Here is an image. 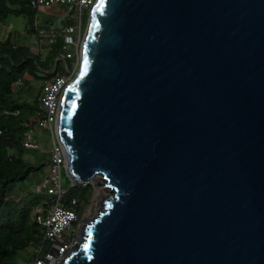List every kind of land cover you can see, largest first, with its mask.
I'll use <instances>...</instances> for the list:
<instances>
[{
    "label": "water",
    "instance_id": "obj_1",
    "mask_svg": "<svg viewBox=\"0 0 264 264\" xmlns=\"http://www.w3.org/2000/svg\"><path fill=\"white\" fill-rule=\"evenodd\" d=\"M57 128L114 190L59 264H264V0H96Z\"/></svg>",
    "mask_w": 264,
    "mask_h": 264
},
{
    "label": "trees",
    "instance_id": "obj_2",
    "mask_svg": "<svg viewBox=\"0 0 264 264\" xmlns=\"http://www.w3.org/2000/svg\"><path fill=\"white\" fill-rule=\"evenodd\" d=\"M20 15L27 19L28 33L38 36V31L45 29L38 25L39 11L30 0H0V24L11 16ZM87 18L88 14L85 25ZM45 30L54 31L53 28ZM55 34V42L45 43L38 51L14 40L12 31L0 39V264H19L21 258L31 261V245L37 244L42 237L35 208L44 196L43 190L15 197L18 184L26 181L33 172L45 169L48 159V153L24 145L28 127L35 125L42 114L39 100L42 86L36 98L30 101L23 95L16 96L14 85L20 79V86L30 82V78L42 80L41 71H46L48 78L66 72L63 61H56L54 66V59L62 54L64 45L63 35ZM75 60L67 59L69 69L74 67ZM27 154L33 160L26 158ZM91 193L92 184H87L74 187L67 198L77 197L84 205Z\"/></svg>",
    "mask_w": 264,
    "mask_h": 264
},
{
    "label": "built area",
    "instance_id": "obj_3",
    "mask_svg": "<svg viewBox=\"0 0 264 264\" xmlns=\"http://www.w3.org/2000/svg\"><path fill=\"white\" fill-rule=\"evenodd\" d=\"M95 1L30 0L31 5L36 7L38 11H44L45 8H52L55 5L72 6V8H75L74 10L79 11V18H75L71 13L62 18L67 23L59 33L64 37V45L62 54L58 56L57 61H63L68 71L51 78L46 76V71L39 73L43 79L41 85L42 95L39 97L42 114L35 125L28 127L24 141V145L27 148H38L39 144L36 142L35 134L36 129L40 128L50 133L53 142L46 161L48 173L41 183L44 196L39 200L35 208L36 219L41 224L42 237L37 244L31 245L32 264H59L67 259L75 246L80 242V234L86 224L84 221L86 214L83 213L84 205L79 203L77 197L67 198L69 190L64 187L62 182V169L66 168L67 160L58 137L57 125L62 95L70 82V79L64 76V74L70 72V69L67 67V59L74 58L75 52L79 51L80 61L81 31L79 32L78 39L74 35L78 30V26L80 27L83 21V11L85 9L90 10ZM38 32V36H35L33 41V44L37 48L41 46L42 41L49 44L55 42V31L40 29ZM76 70L77 67L73 71L74 74ZM21 84L22 81L20 79L15 83L14 90L16 91L15 87H19ZM32 132H34V135Z\"/></svg>",
    "mask_w": 264,
    "mask_h": 264
},
{
    "label": "rangeland",
    "instance_id": "obj_4",
    "mask_svg": "<svg viewBox=\"0 0 264 264\" xmlns=\"http://www.w3.org/2000/svg\"><path fill=\"white\" fill-rule=\"evenodd\" d=\"M89 12L90 10H87V9L83 11V15H84L83 21L81 23V26L80 27L78 26V30L76 34L74 35L76 39H78L80 31H81V38H83L84 30L86 27L85 19ZM69 13L73 14L75 18H79V11L74 10L72 6L55 5L52 8H45L44 11H39L37 23L39 26L45 29L53 28L54 31L58 32L59 34L63 30L66 24L62 18ZM10 31H12V35H13L12 37L14 38V40H16L19 43L29 45L33 51H38V48L36 47V45L33 44L35 36L31 33H28L27 31V19L24 15L11 16L8 19H6L4 23H1L0 24V39L6 38V36L9 34ZM45 43H46L45 41H42L41 46L39 47L40 50L43 49L42 45H44ZM74 47L76 48V46ZM42 53H43V56L47 54V51L45 50V48ZM74 58L76 59L74 63V67L70 69V72H68V74H64V76H67L70 79V81L74 78V75H75L73 73L74 69L76 67L78 68L79 51L75 52ZM56 61H57V58L54 59V66L56 65ZM64 67H65V70L68 71L65 65ZM67 67H68V64H67ZM50 71L52 72V70ZM40 73H44V72L41 71ZM29 81L30 82H28L27 84L24 83L22 86L15 87L16 89L15 95L16 96L23 95L25 96L26 99L33 101L36 98V94L41 88L43 79L38 81V80H34L33 78H30ZM33 133L34 132H32V134ZM35 138H36V142L39 144L38 145L39 150L42 153H50V150L53 146L52 137L50 133H48V131H43L42 129L38 128L36 129ZM46 156L48 158V154ZM25 157L33 160V157L31 155L27 154ZM47 173H48L47 166H45V169H43L41 172H33L26 181L20 182L18 184V187L15 192V197L19 198L33 191H38V190L42 191L41 183L46 178ZM62 182H63L64 187L69 191H73L74 187H78L76 185L73 186V183L67 174L66 168L62 169ZM88 184H92V193L89 197V201L86 204H84L83 213L86 214L87 210L93 205L98 189L104 190L103 195L100 197V199L97 200V204H96L97 206L95 208V210H97L96 211L97 213L98 211L101 212L105 207L106 199L114 195V190L105 186V184H103L99 180L90 181ZM80 186H84V185H80ZM85 219L86 217H84V220ZM90 222L91 220L89 221V223ZM87 224H88V221L85 225ZM81 235L82 233L80 234V237ZM19 264H32V260L30 261L25 258H21Z\"/></svg>",
    "mask_w": 264,
    "mask_h": 264
},
{
    "label": "bare ground",
    "instance_id": "obj_5",
    "mask_svg": "<svg viewBox=\"0 0 264 264\" xmlns=\"http://www.w3.org/2000/svg\"><path fill=\"white\" fill-rule=\"evenodd\" d=\"M95 181V180H99L100 182H103L106 183V181L102 180V175L101 174H97L95 175L93 178L90 179V181ZM108 187V186H107ZM103 189H98L97 190V194L95 196V199H94V202H93V205L87 210V213H86V219L84 220L86 223L88 221V224H89V221H93L94 219H96L99 214L101 213L100 211H98V213L96 212L97 210H95L96 208V204H97V200L100 199V197L103 195ZM89 211V212H88ZM84 226V225H83ZM86 227V225L84 226V228Z\"/></svg>",
    "mask_w": 264,
    "mask_h": 264
}]
</instances>
